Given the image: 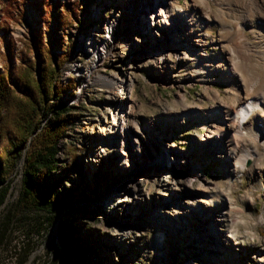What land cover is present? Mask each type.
I'll return each mask as SVG.
<instances>
[{"label":"rangeland","instance_id":"374dc122","mask_svg":"<svg viewBox=\"0 0 264 264\" xmlns=\"http://www.w3.org/2000/svg\"><path fill=\"white\" fill-rule=\"evenodd\" d=\"M47 1L50 9L21 0L13 19L0 6V74L37 63L38 39L52 57L69 55L58 105L73 106L72 123L52 176L66 206L54 224L46 212L18 208L22 157L0 207V219L12 211L1 261L25 247L27 264H63L65 225L81 240L73 263L264 264V111L240 135L226 116L264 93V0H134L131 11L122 0ZM156 8L168 12L163 38L142 18ZM96 35L106 40L100 63L87 50ZM93 64L98 80L86 85ZM13 90L14 106L0 111V156L20 143L24 108ZM215 126L224 132L212 138ZM235 143L240 158H251L243 165L230 157Z\"/></svg>","mask_w":264,"mask_h":264},{"label":"trees","instance_id":"16d2710c","mask_svg":"<svg viewBox=\"0 0 264 264\" xmlns=\"http://www.w3.org/2000/svg\"><path fill=\"white\" fill-rule=\"evenodd\" d=\"M20 1L0 0L2 15L6 19H13L11 11L19 6ZM30 3L36 9H40L37 6L39 3H43L42 7L50 9V2L47 0H30ZM54 8L57 9L58 5L55 4ZM61 18L58 13L53 19L57 27L63 23ZM33 48L37 63L25 59L19 68L11 67L6 75L0 74V111L14 106L18 97L13 87L21 93L19 101L24 108L22 123L16 129L20 143L12 142L15 145L13 150L6 152L5 156H0V207L5 204L10 193L9 178L23 157L24 172L16 205L22 211L46 212L52 216L54 224L66 206L63 191L52 176L58 167L61 140L67 135V128L72 123L70 116L73 106L58 105L60 99L68 92V87L62 85L60 78L69 55L52 57L50 50L39 39L35 40ZM8 56L12 57L11 50H8ZM29 139L33 140L32 148L24 155L22 148ZM82 179L80 178V181H83ZM92 193L97 195L95 191ZM11 219L10 210L0 219V264H27L30 252L25 247H16L8 262L1 261L8 253ZM59 234L63 248L62 263L79 264L73 263L72 257L79 253L77 250L81 240L76 239V234L65 225H60Z\"/></svg>","mask_w":264,"mask_h":264},{"label":"bare ground","instance_id":"6f19581e","mask_svg":"<svg viewBox=\"0 0 264 264\" xmlns=\"http://www.w3.org/2000/svg\"><path fill=\"white\" fill-rule=\"evenodd\" d=\"M122 3L124 5L126 4L125 7H126L127 11L128 10L131 11V7L134 4V0H122ZM144 9H145V6L142 10H144ZM167 13H168L167 10H164L163 8H156L153 10L147 9L146 12L143 14L144 16L142 15L143 16L142 18L143 19L147 18L146 20H148L150 22V24L154 27L153 34H155L156 36H159L160 38L164 37V35L161 32L160 25L166 23V21L168 20V14ZM114 22L108 23L106 25V29L108 30V35H109L108 38L114 37V30L117 28V24H115ZM92 39L94 40V44H96V46L92 45L89 42L87 50L89 52L96 53V55H98V57H99L98 59H99V63H100L105 58V56L107 54L106 53L107 52L106 44H105L106 40L104 37L102 38V37L97 36V35L94 36V38H92ZM179 50H182V49H179ZM163 55L164 54H161L162 57H163ZM92 68L93 69H91V71L88 74V77L85 81L86 85L95 84V82L98 80L97 64L96 65L93 64ZM111 87L114 90V94H117L116 91L118 89L117 88L118 85L116 84L115 81H111ZM243 87H244V90L246 92H248L249 89L251 88L249 83L245 80L243 81ZM107 88L110 90V87H107ZM257 110L264 111V93H260L258 95H254V96H246L245 101L242 104H240V106L237 110H232V111L227 112L226 116L230 120L229 124H227L228 129L232 130L234 133H236L238 135L242 134V132L245 131L246 126L250 123L251 117L253 116V114ZM258 127H259V132L257 134V139L258 140H264V118H262V121L259 122ZM222 132H224V131H222V130L220 131L218 126L213 127V129L210 131V133L212 134V138H217L218 134H220ZM239 149H240V145H238V143H235L234 148L231 149V151H229V154L233 160H236L243 165L247 159H251V158L246 157V156L243 158H240L238 156V150ZM225 216L226 215L223 211H220V210L217 211V217L219 219L222 217H225ZM218 225L219 224H216V222H215V224H213L211 226V229L215 228ZM157 245H160L158 241H157Z\"/></svg>","mask_w":264,"mask_h":264}]
</instances>
